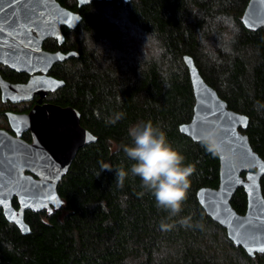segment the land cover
I'll list each match as a JSON object with an SVG mask.
<instances>
[{"label":"trees","instance_id":"16d2710c","mask_svg":"<svg viewBox=\"0 0 264 264\" xmlns=\"http://www.w3.org/2000/svg\"><path fill=\"white\" fill-rule=\"evenodd\" d=\"M57 1L78 12L81 20L73 29L61 26V43L47 38L43 47L77 55L51 66L49 74L63 85L43 99L75 108L80 125L96 139L76 150L55 185L58 206L23 211L27 232L8 221L0 207V264H264V253L249 256L234 245L198 203V188L218 185V155L178 129L191 119L194 104L182 60L186 54L227 106L248 117L240 131L264 160V26L250 30L241 23L248 0H100L81 6L76 0ZM107 8L121 14L118 21L102 15ZM219 14L235 21L239 35L232 54L216 49L217 62L202 53L198 29L204 19ZM151 32L164 49L159 59L152 57L150 47L142 51ZM89 33L102 53L92 48ZM209 40L215 45L216 36ZM7 75L12 81L25 77ZM141 121L162 129L185 163L194 166L175 215L158 208L130 171L133 161L123 146L131 143L130 124ZM0 126H7L1 114ZM24 140L30 141L29 132ZM120 171L126 173L123 178ZM260 188L264 198V174ZM230 203L237 212L245 211L241 187ZM11 205L17 213L15 196ZM188 216L191 226L181 224ZM162 223L171 227L162 228Z\"/></svg>","mask_w":264,"mask_h":264},{"label":"water","instance_id":"95a60500","mask_svg":"<svg viewBox=\"0 0 264 264\" xmlns=\"http://www.w3.org/2000/svg\"><path fill=\"white\" fill-rule=\"evenodd\" d=\"M76 1L81 6L100 0ZM4 3L15 15L9 18L10 9L7 8L0 12V28H3L0 31V63L27 73L28 79L24 83H13L0 77L2 98L17 102L39 95L38 103L28 112H6L14 135L0 129V207L8 221H14L22 232H27L28 227L22 220L23 211L59 205L55 185L76 150L96 137L80 125V113L75 108L41 102L48 91L63 85L62 80L48 73L51 66L77 55L72 50H47L43 42L47 38H56L61 43V26L75 28L81 15L57 0H16L15 4L12 0H0V6ZM54 19L55 23L49 27ZM240 21L250 30L264 26V0H248ZM10 32L13 33L11 38ZM182 60L188 70L194 104L191 119L181 123L179 131L191 140L199 141L200 129L206 121L219 122L221 141L228 142L239 160L238 164L234 163L221 152L218 155V185L198 188L197 201L205 213L225 229L227 238L234 245L241 246L249 256L264 253L259 250L264 244V198L260 188L264 160L252 149L247 135L240 131V128H246L248 117L227 106L214 88L203 80L192 57L185 54ZM25 130L30 131L31 141L21 137ZM240 187L246 197L243 213L237 212L230 203ZM13 196L19 204L17 213L11 205Z\"/></svg>","mask_w":264,"mask_h":264},{"label":"clouds","instance_id":"9594fccd","mask_svg":"<svg viewBox=\"0 0 264 264\" xmlns=\"http://www.w3.org/2000/svg\"><path fill=\"white\" fill-rule=\"evenodd\" d=\"M211 35L216 36L215 45L209 40ZM238 35L239 27L226 14L204 19V23L198 29L202 53L217 62L219 61L216 49H220L225 54H232ZM89 40L93 49H100L91 39V33ZM146 46L151 48V55L155 59H159L164 51L153 32L146 34L142 46L143 54ZM121 115L116 119H120ZM110 122L115 123V120ZM221 127L219 122L206 121L200 129L198 140L207 152L213 155L223 152L238 164V157L228 142L221 141ZM127 133L131 143L124 145L123 151L133 161L130 166L131 173L140 178L142 187L154 197L158 208L175 215L180 211L186 198L194 166L185 163L184 154L168 140L166 133L151 121L134 122L128 127ZM102 169L110 168L108 165H103ZM119 175L123 178L126 173L120 171ZM190 221L191 216H188L182 218L180 223L191 226ZM161 227L166 229L171 225L162 223Z\"/></svg>","mask_w":264,"mask_h":264},{"label":"flooded vegetation","instance_id":"af4514ba","mask_svg":"<svg viewBox=\"0 0 264 264\" xmlns=\"http://www.w3.org/2000/svg\"><path fill=\"white\" fill-rule=\"evenodd\" d=\"M53 39H56V38H53ZM57 40V39H56ZM58 42V41H57ZM9 72H14V73H23L25 74L24 76V79L23 80H18V81H12L10 80V78L8 77L7 73ZM49 73V72H48ZM0 77L3 79V80H6L8 82H13V83H24L27 81L28 79V74L23 72V71H16V70H13L11 69L10 67H8L7 65L3 64V63H0ZM56 89L54 90H51V91H48L45 96H47L48 94L54 92ZM43 96L42 99H41V102H48L47 100H44L43 98L45 97ZM39 99V95H33V97L30 99V100H26V101H17V102H13L11 101L9 98H6V99H3L2 98V93H1V89H0V103L2 105H0V114L2 116V118H5V121H6V124L7 126H0V129H4V130H7L8 132L12 133L13 135L15 134L11 128H10V125L8 123V119H7V116H6V112L8 111H12V112H15V113H26L28 112L35 104L38 103V100ZM11 105L14 106L13 109H11ZM20 105H22L21 107H19ZM17 107V108H16ZM29 132L30 134V131L29 130H25L22 132V135L21 137L24 139V137L27 135V133ZM30 141H31V134H30Z\"/></svg>","mask_w":264,"mask_h":264},{"label":"snow or ice","instance_id":"6c2138e0","mask_svg":"<svg viewBox=\"0 0 264 264\" xmlns=\"http://www.w3.org/2000/svg\"><path fill=\"white\" fill-rule=\"evenodd\" d=\"M15 2H16V0H12L13 4H15ZM5 8L10 9V11L8 12L9 18L14 17L15 14L12 12L11 7L7 3H4L2 6H0V12H4ZM42 18L43 17H41V19ZM69 19H71V17H69ZM54 23H55V19L48 26L52 27ZM0 31H3V28H0ZM12 34L13 33H11V32L8 34L9 38H11ZM13 98H15V97H13ZM213 122H215V121H213ZM244 158H246V157H244ZM261 171L264 172V167L261 168ZM259 250L264 252V244L260 245Z\"/></svg>","mask_w":264,"mask_h":264},{"label":"rangeland","instance_id":"374dc122","mask_svg":"<svg viewBox=\"0 0 264 264\" xmlns=\"http://www.w3.org/2000/svg\"><path fill=\"white\" fill-rule=\"evenodd\" d=\"M102 11L104 12L102 15L107 14L110 18H114V20L118 21V11H116V9H111V8H107V9H102ZM22 105H20L19 107H21Z\"/></svg>","mask_w":264,"mask_h":264}]
</instances>
